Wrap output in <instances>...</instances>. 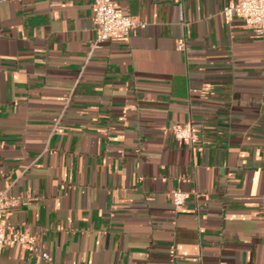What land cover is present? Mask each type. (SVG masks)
Returning a JSON list of instances; mask_svg holds the SVG:
<instances>
[{
    "label": "crops",
    "instance_id": "0c3cea01",
    "mask_svg": "<svg viewBox=\"0 0 264 264\" xmlns=\"http://www.w3.org/2000/svg\"><path fill=\"white\" fill-rule=\"evenodd\" d=\"M114 1L144 26L95 45L94 0H0L6 235L49 254L0 264H264V39L236 0Z\"/></svg>",
    "mask_w": 264,
    "mask_h": 264
},
{
    "label": "built area",
    "instance_id": "2783aa9c",
    "mask_svg": "<svg viewBox=\"0 0 264 264\" xmlns=\"http://www.w3.org/2000/svg\"><path fill=\"white\" fill-rule=\"evenodd\" d=\"M93 24L96 31L95 45L105 41L127 40L137 26H144L133 16L125 15L121 7L114 0H94L93 2ZM228 21L235 15L241 18L248 28L252 29L256 36L264 39V0H236L224 10ZM178 48H185V41L179 40ZM176 139L195 146L199 141V132L191 122L172 127ZM185 193L177 191L173 200L176 206H181L185 200ZM10 201L0 196V253L9 244H21L33 255L49 259L46 252L39 253L35 246L34 236L16 231L11 237L6 235V224L4 214Z\"/></svg>",
    "mask_w": 264,
    "mask_h": 264
}]
</instances>
